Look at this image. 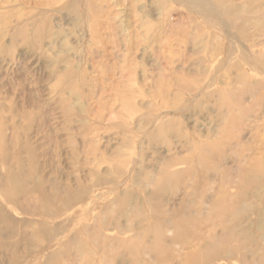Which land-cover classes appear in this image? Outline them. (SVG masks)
<instances>
[{
	"label": "rangeland",
	"instance_id": "1",
	"mask_svg": "<svg viewBox=\"0 0 264 264\" xmlns=\"http://www.w3.org/2000/svg\"><path fill=\"white\" fill-rule=\"evenodd\" d=\"M0 264H264V0H0Z\"/></svg>",
	"mask_w": 264,
	"mask_h": 264
}]
</instances>
